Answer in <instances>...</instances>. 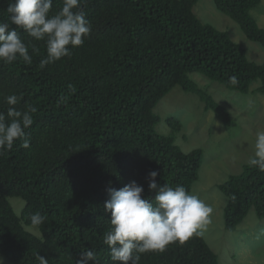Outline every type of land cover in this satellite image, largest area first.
Instances as JSON below:
<instances>
[{
  "label": "trees",
  "instance_id": "trees-1",
  "mask_svg": "<svg viewBox=\"0 0 264 264\" xmlns=\"http://www.w3.org/2000/svg\"><path fill=\"white\" fill-rule=\"evenodd\" d=\"M0 0V21L10 23ZM198 0H84L83 11L91 33L82 46L60 61L39 68L46 56L43 41L17 29L29 45L31 65L18 60L0 62V111L7 112L4 97H21L18 110L37 109L26 130L30 147L22 141L0 155V258L12 264H77L79 253L89 248L99 264H113L103 235L110 213L103 205L108 187L117 190L136 181L143 196L148 173L158 171L157 183L182 185L190 193L199 181L203 150L183 152L175 135L182 123L168 117L171 135L157 130L155 113L160 101L179 87L197 95L205 111H212L226 129L234 126L231 113L215 101L190 75L198 73L226 89L264 95V62L255 63L247 50L226 31L203 23L195 14ZM221 13L236 22L246 37L264 48V29L251 15L261 0H213ZM62 7L53 0L49 15ZM12 27H15L12 25ZM32 45L39 49L32 52ZM236 77L237 83L230 82ZM67 97L57 107V99ZM184 136L186 134H183ZM226 196L224 227L234 232L254 209L264 220V172L245 164L241 174L218 185ZM20 198L25 208L18 216L10 202ZM45 216L35 227L30 215ZM91 264V262H89ZM139 264H219L218 255L202 236L183 244L170 243L163 252L141 254Z\"/></svg>",
  "mask_w": 264,
  "mask_h": 264
},
{
  "label": "clouds",
  "instance_id": "clouds-1",
  "mask_svg": "<svg viewBox=\"0 0 264 264\" xmlns=\"http://www.w3.org/2000/svg\"><path fill=\"white\" fill-rule=\"evenodd\" d=\"M84 0H62V7L49 15L53 0H10L7 6L10 23L0 21V62L10 65L18 60L31 65L32 55L17 29L26 32L35 41H43L46 56L39 68L69 57L72 49L84 44L91 33V24L83 11ZM14 25L15 27H12ZM32 52L39 49L32 45ZM230 82L237 83L236 77ZM21 97L16 94L4 97L7 112L0 111V155L11 151L14 142L21 140L23 148L30 147L26 130L33 125L35 107L25 110L16 107ZM67 97L57 99V107L66 104ZM254 154L248 160L250 167L264 172V129L255 133ZM158 171L148 173V190L155 192L154 199L143 196L144 188L132 181L120 189L107 188L108 199L103 208L110 213V227L103 235V243L113 264H139L141 254L163 252L170 243L183 244L193 236H202L210 223L213 209L182 185H159ZM33 226L44 224L45 216L39 212L29 217ZM39 264L48 259L37 254ZM99 264L98 254L89 248L79 253L77 264ZM2 264V261H0Z\"/></svg>",
  "mask_w": 264,
  "mask_h": 264
},
{
  "label": "rangeland",
  "instance_id": "rangeland-1",
  "mask_svg": "<svg viewBox=\"0 0 264 264\" xmlns=\"http://www.w3.org/2000/svg\"><path fill=\"white\" fill-rule=\"evenodd\" d=\"M194 12L203 23L228 32L234 42L247 50L251 61L264 62V48L250 41L236 22L218 11L213 0H198ZM251 15L264 29V0L251 11ZM190 77L229 110L234 126L226 129L214 112L204 110V104L197 95L177 87L155 109L161 118L157 130L160 134L171 135L166 119L173 117L183 125V132L175 135L176 145L185 154L195 149L203 150L199 181L191 193L213 209L203 237L218 255L219 264H264V220H260L252 209L234 232L227 231L224 227L227 198L218 188L230 176L241 174L254 154L255 133L264 129V95L253 93L261 83L252 84L250 92L245 95L228 90L198 73ZM10 202L16 214L21 216L25 202L20 198H12ZM26 229L41 236L36 227L28 226ZM0 261L12 264L6 257H1Z\"/></svg>",
  "mask_w": 264,
  "mask_h": 264
}]
</instances>
